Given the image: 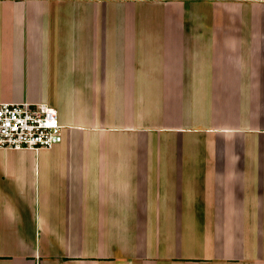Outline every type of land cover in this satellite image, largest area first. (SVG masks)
I'll return each instance as SVG.
<instances>
[{
  "label": "crops",
  "instance_id": "crops-1",
  "mask_svg": "<svg viewBox=\"0 0 264 264\" xmlns=\"http://www.w3.org/2000/svg\"><path fill=\"white\" fill-rule=\"evenodd\" d=\"M63 138L0 147V264H264V0H0V102Z\"/></svg>",
  "mask_w": 264,
  "mask_h": 264
},
{
  "label": "built area",
  "instance_id": "built-area-1",
  "mask_svg": "<svg viewBox=\"0 0 264 264\" xmlns=\"http://www.w3.org/2000/svg\"><path fill=\"white\" fill-rule=\"evenodd\" d=\"M63 138L57 110L41 102H0V147H49Z\"/></svg>",
  "mask_w": 264,
  "mask_h": 264
}]
</instances>
